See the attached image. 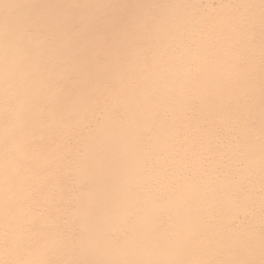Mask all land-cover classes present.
Returning a JSON list of instances; mask_svg holds the SVG:
<instances>
[{
    "label": "snow or ice",
    "instance_id": "snow-or-ice-1",
    "mask_svg": "<svg viewBox=\"0 0 264 264\" xmlns=\"http://www.w3.org/2000/svg\"><path fill=\"white\" fill-rule=\"evenodd\" d=\"M0 264H264V0H0Z\"/></svg>",
    "mask_w": 264,
    "mask_h": 264
}]
</instances>
